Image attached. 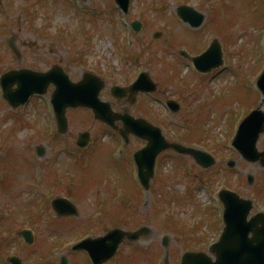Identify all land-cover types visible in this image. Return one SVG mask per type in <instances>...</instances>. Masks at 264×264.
<instances>
[{"label":"rangeland","instance_id":"obj_1","mask_svg":"<svg viewBox=\"0 0 264 264\" xmlns=\"http://www.w3.org/2000/svg\"><path fill=\"white\" fill-rule=\"evenodd\" d=\"M226 2L131 0L130 11L124 15L113 0H88L82 6L77 2H73L75 6H69L63 0H3L0 6V73L21 66L43 70L53 63H60L71 78L77 80L84 70H94L106 80L101 98L111 101L116 111L144 116L159 125L168 139L184 144L197 142L212 152L218 161L204 169L188 155H177L169 150L160 153L150 191L151 199L150 195H144L145 191L139 184V190L135 187L132 164L125 159V162L118 160L119 148L124 143L119 137L114 138L116 133L111 135L107 129L110 138L104 136L106 125L89 110L68 109L71 127L68 139L90 130L93 136L91 148L95 153L85 163L77 161L73 167L65 169L60 166L62 177L70 178L74 173L75 181L69 184L68 179L63 180L52 196L68 192L79 215L49 221L50 216L54 218L47 203L51 181L40 190L35 189V195L44 196L34 200L43 221L37 223V229L33 227L37 230L35 243L25 247L24 241L16 238L14 233L23 225L30 226L26 215L34 210L33 206L32 209L25 207L24 200L20 198L24 199L27 194L19 192L26 183H38L36 177L29 175L34 170L29 158L38 163L34 176L39 177L40 160L44 164L57 155L61 160L59 165L65 161L68 152L62 147L67 138L59 141L49 137L53 135L51 127H55L53 124L50 126L52 117L46 110H49L48 103L45 109L43 100L34 99L25 112L21 109L13 114L0 95V151H4L0 160V181H6L8 186H0V243H4L0 247V264H10L6 258L11 254H22L26 257V264H43V255L49 252L57 239L63 241L59 250L51 251L54 257L51 264H58L62 255L68 257L67 264H90L83 253L76 254L71 250L77 237L103 234L112 227L134 230L143 225L149 227V232L132 245L148 249L135 250L136 247L125 243L120 249L122 254L117 255L120 263L117 260L108 264L162 263L167 251L162 240L166 236L171 262L174 264L177 259V264L186 246L206 250L213 241L209 238L213 233L205 221L208 214L215 221L216 212L214 206L208 212L205 208L215 200L214 197L217 198L216 192L221 187L234 189L243 196H260L256 207L264 208L263 165L245 160L231 145L235 128L250 112L251 103L261 101L255 80L264 67V7L253 0ZM181 3H188L204 12L206 19L202 26L193 29L181 21L176 13V7ZM40 7L49 11V15L39 14ZM91 8L93 13L83 14ZM84 16H88L87 39L82 33L71 38L82 26ZM135 19L143 22L138 32L130 26ZM63 30L66 37L59 32ZM67 31H72V35ZM11 32H17L15 42L22 53L18 59L5 42ZM156 32L160 35L155 36ZM54 37H58L57 43ZM215 37L222 42L224 63L208 73L196 71L191 59L182 56L180 51L185 49L196 54ZM64 40L71 48H65ZM142 70L151 73L157 83L156 92L145 96L140 94L136 102H130V97L117 99L110 94L113 84L128 85ZM52 89L50 86L48 95ZM168 99L177 100L180 110L173 112L167 106ZM24 120L29 126L23 123ZM44 132L48 136L45 140L41 137ZM114 139L115 143L108 141ZM40 143L46 149L45 156L41 158L34 152L35 144ZM141 145L139 138L132 137L124 147L123 156H132ZM258 148L264 149V135L259 138ZM113 149H117L114 155ZM88 150L79 151L78 158L81 152L88 153ZM32 151L34 155L31 156ZM230 159L235 160L234 167L228 166ZM11 167L15 170L11 171ZM194 174L202 177L196 178ZM248 175L253 176L251 184L247 182ZM52 176L48 173V179ZM51 185L56 187L55 183ZM155 190L162 195L155 196ZM98 213L97 220L90 218V215L96 217ZM17 221L21 224H16ZM194 227L197 229L184 233L185 228ZM183 234L185 240L180 238Z\"/></svg>","mask_w":264,"mask_h":264},{"label":"water","instance_id":"obj_2","mask_svg":"<svg viewBox=\"0 0 264 264\" xmlns=\"http://www.w3.org/2000/svg\"><path fill=\"white\" fill-rule=\"evenodd\" d=\"M119 5L127 10L129 0H116ZM179 14L185 19L189 20L193 25H199L203 21V14L198 13L189 6H181ZM135 28L138 30L140 24L134 22ZM11 46L15 49L13 42ZM16 50V49H15ZM17 51V50H16ZM221 49L219 43L215 41L212 46L202 56L193 58L197 67L200 70L206 71L222 63ZM210 59H207V58ZM210 64L206 65L207 62ZM3 88L4 97L14 106L20 102H24L32 93L45 92L50 82L56 84V89L52 94V102L54 104L57 120L59 123L60 131L64 132L67 128V118L65 116L66 108L69 106H88L94 111L96 118H99L106 123L114 126V120L122 118L126 124V130L123 132H136L144 131L146 137L149 138L148 145L136 153V160L139 165L140 178L145 187L149 185V179L153 175V168L157 154L165 148H174L182 153H189L194 155L198 162L204 166L211 165L214 161L212 158L200 150L188 148L177 143H169L163 137L160 128L151 127L142 119H135L127 113L124 115L115 114L109 103L103 102L99 99V92L103 87L101 81L95 75L85 73L82 80L78 82L70 81L68 75L59 66L53 67L50 71L45 73H38L28 69H21L15 71H8L4 73L0 79ZM17 83L18 87L14 90L12 86ZM259 87L264 92V72L258 80ZM138 89H155V85L144 73L137 85ZM115 93L122 95L125 88L116 87ZM135 92L134 90H132ZM171 106L177 110L178 104L174 101L170 102ZM264 130V112L260 110L253 111L241 123L237 135L233 140L234 146L249 160H256L264 158V152H258L256 142L260 132ZM151 137V139H150ZM88 133H82L78 143L84 146L88 142ZM41 150V149H39ZM234 164V162H231ZM251 179V178H250ZM221 198L226 204L225 218L228 226L225 229L222 239L219 243L213 245L211 251L217 256L214 261L204 253H186L183 257L182 264H264V235L255 237L253 239H243V243L248 246L235 247L230 246V230L233 224L238 225H257L262 222L263 227L258 231L259 234H264V221L260 218L249 223L245 222V215L251 207L250 201L241 200L237 194L228 190H223L220 193ZM68 206L74 213L76 212L75 206L71 205L66 199L59 198L54 201V207L60 211L63 207ZM60 213V212H59ZM64 213V212H62ZM142 230L129 233L120 229H114L106 236L96 239H88L84 245L79 247H87L94 256L97 263H100L107 257H110L118 243L123 237L137 238ZM246 234V232H244ZM19 234L25 236L28 242L33 241L31 231L23 230ZM13 264H22L19 258H11Z\"/></svg>","mask_w":264,"mask_h":264}]
</instances>
